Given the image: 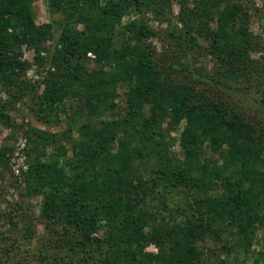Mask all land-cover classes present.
Wrapping results in <instances>:
<instances>
[{"label":"trees","instance_id":"obj_1","mask_svg":"<svg viewBox=\"0 0 264 264\" xmlns=\"http://www.w3.org/2000/svg\"><path fill=\"white\" fill-rule=\"evenodd\" d=\"M35 1L0 0V124L32 93L43 118L63 114L67 127L34 131L43 149L24 175L42 195L44 234L15 259L16 233L28 240L32 223L0 208V261L25 264L31 251L38 264H235L229 255L247 253L264 226V35L249 32V1L43 0L40 25ZM174 3L151 49L134 15L164 17ZM23 48L49 64L40 94ZM180 124L177 159L165 133ZM137 160L155 169L138 174Z\"/></svg>","mask_w":264,"mask_h":264},{"label":"rangeland","instance_id":"obj_2","mask_svg":"<svg viewBox=\"0 0 264 264\" xmlns=\"http://www.w3.org/2000/svg\"><path fill=\"white\" fill-rule=\"evenodd\" d=\"M251 6V20L249 24V32L254 37H262L264 35V0H248ZM32 10L35 17V22L37 24H46L50 21V16L47 13L46 5L43 0H36L33 3ZM178 13L177 4H172V11L170 13L164 12V17L155 16L152 13L145 14L142 17V13H137L134 15V19L143 20L147 26L153 31V36H149L144 39L143 43L150 46L151 49L160 50V39L166 37V33L173 26L167 25L168 23L164 21L166 17H174ZM170 16H169V15ZM132 17V16H131ZM131 17H125L123 19V24L127 23ZM51 18L55 21L59 20L58 15H52ZM172 20V19H170ZM142 22V21H141ZM171 25H177L172 23ZM180 28V27H179ZM121 30L116 34L115 38L117 41H121L123 34L121 35ZM118 43V42H117ZM51 41L45 44L46 49L51 47ZM115 46H118L116 42ZM47 58V53L43 52ZM33 51L28 48H23L22 58L25 61L31 63V67L27 70L25 80L29 81L30 84H35L39 82L41 85L37 88L36 93L40 94L43 86L42 79L47 75L49 70L48 62H45L43 66H37L33 60ZM90 60L84 61V65L88 70H93L95 64L92 61V56L88 55ZM209 68V66H208ZM123 88H118L119 97L117 99L118 110L116 113L123 114ZM32 94V93H31ZM26 95L18 103H14L10 110H7L9 116V124H0V150L4 148L6 154V166H0V208L10 211L15 216L18 215L22 217V221L19 223V227L23 229L24 221L31 222V228L33 233L28 240L24 239L29 233L20 231L16 233L18 241L21 245L19 251L14 249L13 256L18 260L16 253H21L27 247H35L38 243V238H42L44 234V225L42 224V219L40 216L42 195L41 193H35L28 187L30 182L25 179V173L29 164L36 159L38 153L42 151V141L38 139L35 134V130L45 132L49 135L59 134L65 130L66 118L63 114H52L47 118H43L36 111V104L34 97L32 95ZM1 99H4V95H0ZM31 98V100L29 99ZM183 124H180L179 128L175 131H167L165 133L167 139L172 140L173 146L171 152L175 158L181 159V152L178 147V136L180 128ZM166 126L164 127V129ZM35 136H34V134ZM31 136V139L29 138ZM33 136V137H32ZM29 139L31 140L30 143ZM66 147L69 149L68 141H66ZM45 154H50L54 149L52 146L44 145ZM70 155V152L68 153ZM8 159V160H7ZM136 171L138 174L149 175L155 169L152 163H142L137 160L134 162ZM170 206V205H169ZM25 222V223H26ZM255 233V239L252 246L248 249L247 253H242L236 257L229 255V260H232L235 264H264V247L262 245V233L264 231L263 227H258ZM102 232L99 233L101 236ZM146 251L156 253L157 249L153 245H149L145 248ZM31 251H29L28 258L25 259V264H38L36 259L31 256ZM22 255V254H21ZM26 255V254H25ZM227 256V255H225ZM23 257V256H22ZM27 257V256H25ZM228 257V256H227ZM0 264H9L8 261H0Z\"/></svg>","mask_w":264,"mask_h":264}]
</instances>
